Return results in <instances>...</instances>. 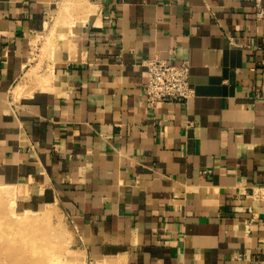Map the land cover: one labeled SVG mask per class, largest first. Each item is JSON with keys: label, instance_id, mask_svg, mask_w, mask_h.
I'll return each instance as SVG.
<instances>
[{"label": "crops", "instance_id": "obj_1", "mask_svg": "<svg viewBox=\"0 0 264 264\" xmlns=\"http://www.w3.org/2000/svg\"><path fill=\"white\" fill-rule=\"evenodd\" d=\"M74 1L34 75L36 36ZM155 56L190 62L189 101L148 107ZM0 185L17 215L60 213L66 264H264L255 1L0 0Z\"/></svg>", "mask_w": 264, "mask_h": 264}, {"label": "rangeland", "instance_id": "obj_2", "mask_svg": "<svg viewBox=\"0 0 264 264\" xmlns=\"http://www.w3.org/2000/svg\"><path fill=\"white\" fill-rule=\"evenodd\" d=\"M81 7L78 1L67 2L47 18L45 29L36 36L32 49L30 67L34 75L42 67L45 69L43 62H51L53 43L64 39L74 22L67 16ZM0 191V264H66L69 244L67 232H61V225L66 227V223L60 213L55 219L44 212L17 215L16 196L3 185Z\"/></svg>", "mask_w": 264, "mask_h": 264}, {"label": "built area", "instance_id": "obj_3", "mask_svg": "<svg viewBox=\"0 0 264 264\" xmlns=\"http://www.w3.org/2000/svg\"><path fill=\"white\" fill-rule=\"evenodd\" d=\"M258 8V16L263 17V0H254ZM147 84L145 95L147 105L154 109L164 101H180L186 103L194 94L190 82L191 66L187 59L173 63L159 56L147 61ZM255 200L264 201V185L253 188L250 195Z\"/></svg>", "mask_w": 264, "mask_h": 264}, {"label": "bare ground", "instance_id": "obj_4", "mask_svg": "<svg viewBox=\"0 0 264 264\" xmlns=\"http://www.w3.org/2000/svg\"><path fill=\"white\" fill-rule=\"evenodd\" d=\"M2 197V193H1V191H0V198Z\"/></svg>", "mask_w": 264, "mask_h": 264}]
</instances>
